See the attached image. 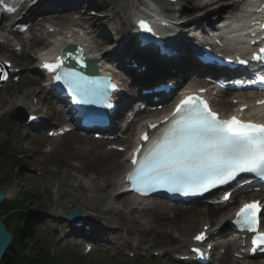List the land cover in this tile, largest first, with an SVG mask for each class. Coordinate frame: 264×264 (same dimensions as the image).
Instances as JSON below:
<instances>
[{
  "label": "snow or ice",
  "instance_id": "1",
  "mask_svg": "<svg viewBox=\"0 0 264 264\" xmlns=\"http://www.w3.org/2000/svg\"><path fill=\"white\" fill-rule=\"evenodd\" d=\"M141 26L151 31L143 21ZM260 53H264V48ZM253 59L264 62V55H254ZM61 64L57 60L55 64L43 66L57 72ZM62 75L70 90L84 102L103 103L108 98V86L100 80L74 71L58 73L56 80ZM165 120L166 126L143 136L146 144L136 149L139 156L132 157L133 169L127 179L136 191L146 194L163 187L184 195L203 193L230 184L241 173H253L264 180V124L240 121L236 117L219 119L206 102L196 97L182 100ZM151 127L157 128V125ZM260 211L258 201L246 203L234 221L241 229L255 234L252 243L257 246L264 245V232L258 231ZM194 238L204 239L205 233Z\"/></svg>",
  "mask_w": 264,
  "mask_h": 264
},
{
  "label": "rangeland",
  "instance_id": "2",
  "mask_svg": "<svg viewBox=\"0 0 264 264\" xmlns=\"http://www.w3.org/2000/svg\"><path fill=\"white\" fill-rule=\"evenodd\" d=\"M105 1L107 3L106 4V8L109 7V11H107L105 13H102V15H100V13H98V12H84V14L87 13L86 17L90 21V22H88V21H86V22L89 23V24H91V22L94 21V25H97V22H99V21H102V23H104V24H108L109 23V16L110 15H116V19H114V21L110 23V26L108 27V30L107 29L104 30L105 35L107 37H109V39H111V41L114 43L113 44V47H114L122 39L121 38V35H120V29L118 27H116L115 24L117 22H120V21L125 22V20H124L125 17H129L127 14L130 13V12H132V10H130L129 7L130 6H135L136 5V2L137 1H140V0H105ZM158 1H160L161 3L163 2V0H158ZM91 2H92V0H87L85 3L82 4V8L81 9L86 8L87 7V4H90ZM197 7H199L198 9H200L201 8V4H199ZM119 8H122L123 10H120ZM90 9H92V8H90ZM90 11H92V10H90ZM186 11L187 12L190 11V13L185 17L186 20L197 18L199 16V14L201 12H203V10H201L199 13H198V11L193 12L192 9H188ZM105 15H107V19L105 18ZM118 17H120V21H118ZM126 23H128V25L126 27H124V29L125 30L132 29V27L129 24V20ZM89 30L92 31L90 33V37L91 38H96L100 34V31H96V30H94V28L89 29ZM111 33L113 34L112 37H111ZM102 41L103 40H100V42H102ZM100 42H97V43L99 44ZM117 59L119 61L121 60V53L118 54ZM40 88H41V85L40 84H34L32 86H29L25 90H21V92H27V93H33V94L36 93L35 95H33L32 97L29 98V100H31L35 96H41L42 95V92L41 93L38 92V90H40ZM9 92H12V91H9ZM6 94L7 93L4 92L1 95V97H3L5 99L6 98ZM15 129H16V133L11 138V142L13 144V148L14 147H19V141H18V139L22 138L25 135L24 134V130H22V129L18 128V127H15ZM17 131H20V133L17 134ZM5 137H6V135L4 134V132L2 130H0V143H3V146L6 147V148H8L9 147L8 139H5ZM73 139H74L73 136L68 137L67 139H65L63 141V143L61 144V146H63L64 143H66L67 144L66 145V149L67 150H72L73 149L72 148V145H71L72 142L81 143V144H83V149L80 150V151L72 150L68 154V157L69 158H71V157H84L85 156L84 151L87 150V149H90L92 147V145H93L92 143H89L88 141H92V140L88 139V141H75ZM30 147L32 149H38V148H40V147H38V145L36 146V143H33L32 141L30 143ZM108 163H109V167L111 168V171L113 173L112 176H111V178H114V174H117L116 168L112 165V160H110V161L108 160ZM30 168H36V166L34 164H31L30 165ZM25 171L26 172H31L30 170H25ZM5 174L6 173H4L3 170H0V180L5 177ZM87 177L90 178V179H92L93 184L99 185L100 187L102 185H104V183H105V180L103 178L98 179V177H96L94 175H88ZM16 183H17V178L15 179L14 177H12L9 180H7L5 182V184H3V189H4V191H6V193H7L8 196L13 197L16 194V192H17ZM32 186H33V184H32ZM46 193H48L47 190H45V192H41V194L44 196V198L49 199V194L48 195H45ZM98 196H102V194L101 193H98ZM69 200L73 201L75 199L70 198L68 200H64V203L67 202V201H69ZM44 225L45 224H43L41 226V228H40V231H42V232L45 229V226ZM184 228H185V226H184ZM54 240L55 239H53V240L50 241V243L52 244V248H54V245H55L54 244ZM57 250H58V253H56V255H60V254L66 253V249L64 248V246L62 244L59 247H57ZM80 251L81 250L78 249L76 252L78 254H80ZM102 256H103V253L102 252H98L91 259H95V258L102 257ZM73 264H78V263L75 261ZM106 264H109V261H106Z\"/></svg>",
  "mask_w": 264,
  "mask_h": 264
},
{
  "label": "bare ground",
  "instance_id": "3",
  "mask_svg": "<svg viewBox=\"0 0 264 264\" xmlns=\"http://www.w3.org/2000/svg\"><path fill=\"white\" fill-rule=\"evenodd\" d=\"M218 1H219V0H210V1L205 5V7H209V6H212V5H214V4H217ZM194 2H196V0H195ZM191 6H192V4H191ZM32 16H33V14L30 15V17H32ZM100 29H101V28H100ZM51 46H52V45H50L49 47H51ZM48 52H50V51H48ZM113 52H114V51H112L111 53H113ZM111 53H109V54H111ZM31 59H32V58H31ZM122 166H124V163H122V164H117V168H118V169H121ZM109 186L113 187L114 184H113V185H109ZM101 190L104 191V192H107V191H108L107 188H102ZM167 208H168V207H167ZM167 208H166V209H167ZM166 209H163V210H162V206H161V205H158V206H156V207L154 208V211H155V212H160V211H165ZM144 215H146V212L144 213ZM150 216H151V217H154V218H153V221H155V215H150ZM162 225H163V223H160V224H159V228H161Z\"/></svg>",
  "mask_w": 264,
  "mask_h": 264
},
{
  "label": "trees",
  "instance_id": "4",
  "mask_svg": "<svg viewBox=\"0 0 264 264\" xmlns=\"http://www.w3.org/2000/svg\"><path fill=\"white\" fill-rule=\"evenodd\" d=\"M1 264H31V263H21L16 260H11V259H5Z\"/></svg>",
  "mask_w": 264,
  "mask_h": 264
},
{
  "label": "water",
  "instance_id": "5",
  "mask_svg": "<svg viewBox=\"0 0 264 264\" xmlns=\"http://www.w3.org/2000/svg\"><path fill=\"white\" fill-rule=\"evenodd\" d=\"M0 250H1V243H0Z\"/></svg>",
  "mask_w": 264,
  "mask_h": 264
}]
</instances>
